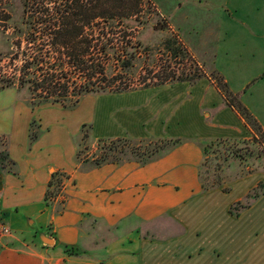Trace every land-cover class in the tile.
Returning <instances> with one entry per match:
<instances>
[{
  "label": "rangeland",
  "instance_id": "obj_1",
  "mask_svg": "<svg viewBox=\"0 0 264 264\" xmlns=\"http://www.w3.org/2000/svg\"><path fill=\"white\" fill-rule=\"evenodd\" d=\"M141 2L142 11L137 18L138 23L126 22L128 27H134L130 29L135 33L132 43L137 45L139 42L138 45H141L137 50H127L135 54L133 68L125 72L127 84L153 85L165 80V71L170 72L172 76L181 77L201 74L199 84L206 87V92L214 96L212 101L215 102L222 92L217 78L223 77L225 82L228 81L230 91H240L233 94L248 107L264 130V20H261L260 24L246 23L245 10L231 13L228 7L223 6L222 0ZM24 4L25 0H0V80L12 76L18 78L20 68L28 58L25 55L29 50ZM260 17L263 16L260 14L259 20ZM123 41L127 42L128 38ZM179 44L185 50L184 53L183 50L179 53L173 49L169 50ZM112 58L110 56L111 60L106 64L109 76L122 72L121 61L117 63ZM72 69L67 65L68 71ZM186 84L166 82L158 88L125 94H141L136 97L114 96L106 99L103 96L109 94L89 96L73 109H66L58 103L32 106L31 92L27 85L21 88H6L0 90V130L13 127L15 121L21 132L27 128L31 131L35 121L34 128L41 134L42 123L37 117L40 107V114L46 124L50 125L51 136L46 142L52 144L55 138L67 141L70 136L74 140L79 132L76 145L81 160L88 158L89 162L94 164V159L109 154L119 157V163L136 161L143 165L169 154L166 165L168 167L161 173V178L169 181L182 178L184 182L181 185L186 187V191L189 190L188 187L196 186L194 183H197L199 178L201 184L210 186L220 183L223 189L231 190L226 197L218 194L219 186L200 192L191 200H187L186 207L178 211V216L186 224V264H235L236 258L244 260L240 262L242 264H263L264 244L259 243L252 235L248 228V219L238 224L236 220L224 215V208L229 200L241 198L261 179L264 172V137L259 134L256 136L249 127L245 129L246 134L239 137L187 140L194 134L204 135L203 132L209 127L200 123L194 111L201 92H194L193 97L186 101ZM170 90V93L160 97L154 96ZM183 93V96H178ZM147 94L154 97L149 98ZM179 98L186 102L180 103ZM16 100L21 104L15 103ZM23 103L26 106H23ZM209 106L211 104L202 112L205 120L210 122L212 116L221 110L225 103H218V107L214 109ZM28 112L33 114L30 123ZM82 122H87L85 127ZM82 130H89L90 136L85 141H82ZM210 130L215 134L228 133L222 129ZM126 131L131 136L144 134V137H123ZM165 133L170 136H157ZM116 136L122 137L113 138ZM117 139H122V142L111 143ZM174 140H179V143L170 146V149L167 147L155 152L150 157L151 151L156 147L167 146ZM110 146L116 150L110 151ZM199 147L202 148L204 157L200 166H197L196 163L202 156ZM198 167L199 177L195 171ZM94 169L97 168L85 164L78 168V173L83 174ZM262 189L263 185H259L257 191ZM247 201L246 198L243 200L244 203ZM61 208L58 203L56 210ZM166 219H158L151 224L157 243L152 252L154 257L150 260L162 264H169L175 256L183 258L185 255L183 250L176 249L174 242L166 245L167 247L162 242L175 230ZM235 230L238 237L244 239L242 245L234 249V241L220 242L218 236L229 239ZM205 234L208 235L206 239L203 238ZM216 246L221 253L219 256L214 253ZM190 253L194 254L192 258H188Z\"/></svg>",
  "mask_w": 264,
  "mask_h": 264
},
{
  "label": "crops",
  "instance_id": "obj_2",
  "mask_svg": "<svg viewBox=\"0 0 264 264\" xmlns=\"http://www.w3.org/2000/svg\"><path fill=\"white\" fill-rule=\"evenodd\" d=\"M222 2L231 13L245 10L246 23L260 24V21L264 20V0H222ZM260 14L263 17L259 20ZM216 69L222 72L220 68L216 67ZM226 82L229 85L228 81ZM186 83V101L193 97L194 92H201L194 111L200 123L204 127H209L203 132L204 135L194 134L187 140L203 141L246 134L245 129L247 130L249 126L244 118L226 103L224 94L218 88L220 94L213 102L214 96L206 92V87L199 84V80L195 83L187 81ZM158 87L161 85L121 93L89 94L82 100L89 96L107 94L109 96L103 98L136 97L141 94H125ZM170 92L171 90L162 91L154 96L160 97ZM231 92L237 94L240 91L235 93L231 90ZM183 95L184 93L178 96ZM179 99L180 103L186 102ZM216 102L219 105L225 103V106L212 116L210 122L206 121L202 110L210 104L209 107L212 109L218 107ZM15 103L20 101L16 100ZM22 105L26 106L24 103ZM38 109L37 117L41 119L42 126L41 134L35 141L30 138V128L21 132L15 121L13 127L0 130V136L6 135L9 139V156L15 162L12 171L0 168V219L8 223L12 230L10 235L0 238V264H162L150 259L154 257L152 252L157 243L151 224L163 218H167V222L172 224L175 230L162 242L165 246L174 242L176 249L185 253L183 258L175 256L169 264H186V224L178 216V211L186 207L187 200H191L195 194L211 189L204 190L200 178L194 183L196 186L188 187L187 191L186 187L181 185L184 182L182 178L172 181L161 178V173H164L165 167H168L166 165L169 154L143 165L136 161L104 163L99 166L89 161L81 162L76 145L79 132L74 140L71 136L67 141L55 138L52 144H48L46 139L51 136L50 125L46 124L40 114L41 108ZM28 113L30 123L33 114ZM86 123L82 122V125ZM210 129L214 131L222 129L228 133L215 134ZM125 136L141 138L144 134L131 136L126 131L123 137ZM157 136L170 135L165 133ZM118 137L122 136L113 138ZM199 149L202 156L196 163L197 166H200L204 157L202 148ZM85 164L97 169L79 174L78 168ZM195 171L196 176L199 177V167ZM55 172L66 174V177L63 178L64 184L59 196L47 203L45 200L47 186ZM262 174L261 179L241 198L231 199L226 203L224 215L236 220L238 224L248 219V228L252 235L259 243L264 244V192L238 216L230 212L231 206L239 201L243 202L257 184L262 182L264 189V172ZM218 189V194L224 197L231 192L224 190L223 187ZM58 203L61 204V210H56ZM237 230L233 231L229 239L218 236L220 242L234 241V249H237L244 242V239L238 237ZM207 237L208 235L205 234L203 238ZM219 251L216 246L214 253H217V256L221 254ZM193 256L194 254L190 253L188 258ZM242 261L244 260L236 258L235 264Z\"/></svg>",
  "mask_w": 264,
  "mask_h": 264
},
{
  "label": "trees",
  "instance_id": "obj_3",
  "mask_svg": "<svg viewBox=\"0 0 264 264\" xmlns=\"http://www.w3.org/2000/svg\"><path fill=\"white\" fill-rule=\"evenodd\" d=\"M141 11V0H25L24 15L28 26L27 50H29L25 55L28 58L24 60L18 78L12 76L0 80V90L11 87L21 88L27 85L31 92L32 106L58 103L66 109H73L89 94L121 93L173 81L189 83L198 81L202 77L201 74L181 77L172 76L170 72L165 71V80L153 85L148 83L142 86L127 84L125 72L133 68L135 59L134 52H127V50L128 48L137 50L141 48V45H138L139 42L137 45L132 43L135 33L130 29L134 27H128L126 22L138 23L137 18ZM127 38L128 41L124 42L123 40ZM176 42L173 41L175 44ZM171 49L176 53L183 50L180 44L176 48H169ZM110 56L117 63L121 61V73L108 75L106 64L111 60ZM67 65L73 68L72 71L67 70ZM217 79L222 86L220 90L224 94L226 103L244 118L256 136L259 134L264 137V130L259 122L237 99V95L228 89V84L223 77L219 76ZM35 125L34 121L30 131L32 141L39 137L38 131L34 128ZM85 126L86 124L83 125ZM89 136V130H82V141L87 140ZM116 142H122V139L111 141V143ZM178 143L179 140H174L167 146L156 147L151 151L150 157L155 152L167 149V147L170 149ZM8 145V137L1 135L0 168L12 171L15 162L9 156ZM108 149L112 152L116 150L113 146ZM83 161L88 162L89 160L84 158L81 162ZM119 162V157L109 154L94 159L96 166ZM65 175L59 172L52 175L45 194L47 203L56 199L61 193ZM259 185L263 183L260 182ZM259 185L247 194L246 203L239 201L231 206L230 212L233 215L238 216L243 209L251 205L252 201L262 195L264 189L257 191ZM217 186L221 187V184L207 186L202 183L204 190Z\"/></svg>",
  "mask_w": 264,
  "mask_h": 264
},
{
  "label": "built area",
  "instance_id": "obj_4",
  "mask_svg": "<svg viewBox=\"0 0 264 264\" xmlns=\"http://www.w3.org/2000/svg\"><path fill=\"white\" fill-rule=\"evenodd\" d=\"M12 233L11 228L9 227L8 223L4 220L0 219V238L8 236Z\"/></svg>",
  "mask_w": 264,
  "mask_h": 264
}]
</instances>
